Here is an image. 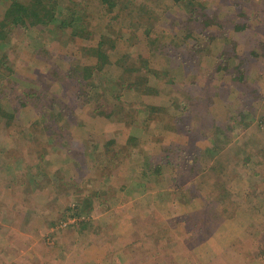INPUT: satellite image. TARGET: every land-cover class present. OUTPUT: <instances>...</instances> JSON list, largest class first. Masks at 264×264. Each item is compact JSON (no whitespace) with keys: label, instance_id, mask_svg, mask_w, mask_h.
<instances>
[{"label":"rangeland","instance_id":"rangeland-1","mask_svg":"<svg viewBox=\"0 0 264 264\" xmlns=\"http://www.w3.org/2000/svg\"><path fill=\"white\" fill-rule=\"evenodd\" d=\"M57 1L0 46V264H264V0Z\"/></svg>","mask_w":264,"mask_h":264},{"label":"trees","instance_id":"trees-1","mask_svg":"<svg viewBox=\"0 0 264 264\" xmlns=\"http://www.w3.org/2000/svg\"><path fill=\"white\" fill-rule=\"evenodd\" d=\"M107 1H109V0H107ZM174 1L180 2L183 0H174ZM8 3H9V5L5 11V14H4V17L6 18V20H3V22H0V46H3L5 44V41H7V39H8V36L6 35V32H4V31L5 30L12 31V29H16L17 27L18 28H20V27L24 28L28 32V34L31 33L32 36H33V33L40 32L41 34H45L48 31H50L55 36V32L50 28V24H55V25L58 24V25H62L64 27H66V26L71 27L72 36L77 37L78 34H80L78 31V28L80 26H84V24H83V21L85 20L84 16H82L79 13V11L76 10V8H72L73 6H76L77 3H75V2H74L75 4L70 2L69 4H72V5H70V6L67 5L65 7L67 12H72V14H73L71 16L68 15L67 17H65V19H57V16H56L57 11H60L57 8H61V6L57 0H9ZM189 11L191 12V10H189ZM192 12H194V11H192ZM189 19L195 20V19H198V17L191 16ZM79 22H80V26H79ZM244 26L247 27V24L244 23ZM26 36H27V34H26ZM35 39H37V36L32 37V43L35 41ZM224 42H227V44H228L230 42V39L229 38L224 39ZM30 43H31L30 39L27 40V44L29 45ZM232 43H235V42L232 41ZM37 49L38 48L35 47V50H37ZM262 50H263V46H262V44H260V52H262ZM94 51H95L96 55H92L93 56L92 57L93 60L91 61L92 64H86L85 65V70H86L85 74H87L88 77L92 75V73L94 72V70H96V68L101 69V66L106 65L105 61H106L108 54L105 52H102L99 49L94 50ZM252 53L254 56L259 55V52L257 51V49H254ZM223 54L226 55L225 53H223ZM6 57H7L6 55L3 57L4 63H5ZM221 58H222V56L220 57V59ZM228 59H229V57L226 56V60H228ZM216 66H217L216 69H218L219 71H221L223 69V67H222L223 65L220 62ZM172 72H174V71H172ZM176 73H177V71H176ZM142 78H143V76H141V75L136 77V83L138 86H140L138 84V80H140ZM191 82H193V81L191 80ZM130 86H132V85H130ZM147 89H148V92L146 91V95L149 98H156V96H157L156 99H158V98L162 97V95H160L158 87L151 85V87H148ZM31 96H33V94H31ZM137 139L140 142H142L140 140V138L137 137ZM116 141H117V139L115 138L113 140V142H116ZM221 143L222 142L216 143L213 148H210L211 150H214V152H212V154L216 153L215 151H217L216 149L220 146ZM142 144H143V142H142ZM123 145H124V148H128L126 143H123ZM114 146H115V144H114ZM135 146H137V145H135ZM166 150H167V148H166ZM5 151L6 150H4V152ZM176 155H177V158L178 157L179 158L185 157L182 151L176 152ZM200 155L201 154H195V156L192 158V161L190 160V158H189V161L194 163V164L195 163L198 164L197 160H195V159L200 158ZM194 166L196 167V171H197V169L199 171H201L199 165H194ZM147 168L148 167L145 166L144 169H145V172L148 174V171H150V169L149 168L147 169ZM7 185H9V184H7ZM171 195H173L172 192H163L162 194H157L156 197H157V199H160V201H166V198L172 197ZM182 203H186V202L182 201ZM197 209L199 210V208H197ZM89 215H90L89 213H86L85 218L89 217ZM81 223H86V222H81ZM79 225H80V223H79ZM81 227H84V225L81 224ZM165 238L166 239L164 241H166L165 244L167 245L171 241L170 240L171 238H169L168 236H166ZM162 240H163V238H161L160 242ZM161 244H162V242H161ZM234 248H236V246H234ZM158 249H159V247L158 248L155 247V251H157ZM239 251H242V248L239 247ZM256 251H259L260 254H264V249H258V247H256L252 251L246 253V255H247L246 259L251 258V254H252V258L255 259L254 253Z\"/></svg>","mask_w":264,"mask_h":264}]
</instances>
